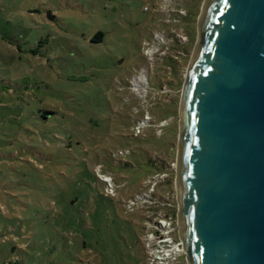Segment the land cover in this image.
I'll return each instance as SVG.
<instances>
[{"label":"rangeland","instance_id":"rangeland-1","mask_svg":"<svg viewBox=\"0 0 264 264\" xmlns=\"http://www.w3.org/2000/svg\"><path fill=\"white\" fill-rule=\"evenodd\" d=\"M205 2L0 0V134L7 126L4 113L21 116L16 105L23 103L56 112L45 134L85 136L86 161L112 181L120 208L119 217L112 216L113 235L123 237L122 252L132 264H148L143 241L159 218L174 217L179 225L181 103ZM98 33L103 40L92 43ZM159 33L165 45L150 61L143 44ZM43 177L46 185L51 177ZM26 185L0 178L2 226L13 208L24 217L26 199L19 191ZM38 239L31 238V247L17 245L40 252L38 264H50V254L40 251L45 237ZM13 240L0 239V250ZM77 264L99 263L84 250Z\"/></svg>","mask_w":264,"mask_h":264},{"label":"water","instance_id":"water-1","mask_svg":"<svg viewBox=\"0 0 264 264\" xmlns=\"http://www.w3.org/2000/svg\"><path fill=\"white\" fill-rule=\"evenodd\" d=\"M188 264H264V0H206L181 103Z\"/></svg>","mask_w":264,"mask_h":264},{"label":"trees","instance_id":"trees-1","mask_svg":"<svg viewBox=\"0 0 264 264\" xmlns=\"http://www.w3.org/2000/svg\"><path fill=\"white\" fill-rule=\"evenodd\" d=\"M96 40L92 43H100L103 34L98 33ZM16 106L22 115L26 114L10 118L12 114L4 113L7 126L0 134V178L27 184L26 189L19 191L26 199V212L20 218L13 208L7 222L3 226L0 222V239L17 237L12 253L13 246L0 250V264L41 263L42 254L25 247L32 246L31 238L38 242L39 237H45L47 247L40 251L50 254V264H77L84 250L95 253L99 264H132L122 252L119 240L123 237L113 235L112 216L119 217L118 203L106 193V183L97 166L93 170V165L86 161V137L45 134L55 111L45 107L32 109L23 103ZM3 109L8 111L10 107ZM93 153L95 158L100 157L97 150ZM37 162L48 172H43ZM43 173L51 177L46 185L41 184L45 180ZM60 212L65 215H59ZM69 235L74 243H70ZM57 237L61 243H56ZM17 242L24 243V249ZM115 245L117 254L113 253Z\"/></svg>","mask_w":264,"mask_h":264},{"label":"built area","instance_id":"built-area-1","mask_svg":"<svg viewBox=\"0 0 264 264\" xmlns=\"http://www.w3.org/2000/svg\"><path fill=\"white\" fill-rule=\"evenodd\" d=\"M182 14L185 13L182 12ZM182 39L187 41L186 37ZM163 45H165V36L162 33L156 34L152 40L144 42L145 56L152 61L154 54L159 52ZM99 176L106 183V193L113 196L112 181L102 178L100 173ZM179 233V225L175 223L174 217H161L153 226H150L143 241L148 264H188Z\"/></svg>","mask_w":264,"mask_h":264}]
</instances>
